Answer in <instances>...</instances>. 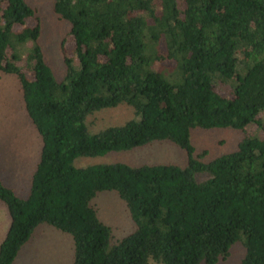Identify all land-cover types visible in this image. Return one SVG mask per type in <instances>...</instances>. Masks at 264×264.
<instances>
[{"label":"trees","instance_id":"trees-1","mask_svg":"<svg viewBox=\"0 0 264 264\" xmlns=\"http://www.w3.org/2000/svg\"><path fill=\"white\" fill-rule=\"evenodd\" d=\"M50 1L74 40L69 52L59 42L60 76L36 8L0 0V72L16 77L41 141L25 197L0 177L10 218L0 264L42 222L72 237L70 264H215L236 242V264H264V0ZM224 83L230 94L217 90ZM118 105L133 116L89 130V114ZM229 127L243 132L229 151L206 157L192 144L195 129ZM163 141L183 164L74 165ZM105 190L134 222L115 241L93 202Z\"/></svg>","mask_w":264,"mask_h":264},{"label":"rangeland","instance_id":"rangeland-1","mask_svg":"<svg viewBox=\"0 0 264 264\" xmlns=\"http://www.w3.org/2000/svg\"><path fill=\"white\" fill-rule=\"evenodd\" d=\"M36 8L41 23L39 43L47 61L57 76L63 72L59 42L65 37V49L69 52L74 45L71 35H66L69 24L58 18L52 11L50 0H26ZM35 17L27 23L35 24ZM171 65L170 61L163 62ZM223 94H230L231 87L222 84L216 87ZM133 116L130 107L118 105L89 114L86 123L90 131L108 125L121 124ZM253 124L246 126L253 131ZM241 131L232 128L195 129L192 144L197 150H206L207 156L233 149L242 138ZM41 147L40 136L28 117L22 93L16 77L0 72V177L3 183L11 187L16 195L25 197L30 189L31 176L35 169ZM186 156L176 144L163 141L134 148L132 150L113 151L98 156H79L74 165L87 166L97 163L124 162L130 165L142 163L183 164ZM198 177H203L199 175ZM100 220L112 227V241L125 236L133 230L134 222L128 216L123 201L113 191H100L93 198ZM7 209L0 202V232L9 225ZM73 252L72 237L46 222L37 224L29 240L17 252L13 264H70ZM243 246L236 242L230 247L227 257L215 264H236L243 256ZM149 264H156L150 261ZM204 264V263H202Z\"/></svg>","mask_w":264,"mask_h":264},{"label":"crops","instance_id":"crops-1","mask_svg":"<svg viewBox=\"0 0 264 264\" xmlns=\"http://www.w3.org/2000/svg\"><path fill=\"white\" fill-rule=\"evenodd\" d=\"M1 203H3L2 201H0ZM9 226V225H8ZM8 226H6V229L5 230H3V231H1L0 232V242H1V240L4 238V236H5V234H6V231H7V228H8Z\"/></svg>","mask_w":264,"mask_h":264}]
</instances>
